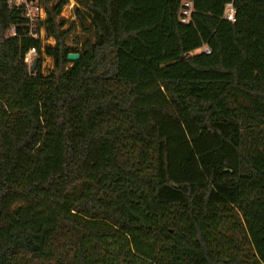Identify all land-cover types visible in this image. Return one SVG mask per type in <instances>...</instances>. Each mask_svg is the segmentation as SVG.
<instances>
[{
  "label": "trees",
  "instance_id": "trees-1",
  "mask_svg": "<svg viewBox=\"0 0 264 264\" xmlns=\"http://www.w3.org/2000/svg\"><path fill=\"white\" fill-rule=\"evenodd\" d=\"M67 1L0 0V264H264V0Z\"/></svg>",
  "mask_w": 264,
  "mask_h": 264
},
{
  "label": "built area",
  "instance_id": "built-area-1",
  "mask_svg": "<svg viewBox=\"0 0 264 264\" xmlns=\"http://www.w3.org/2000/svg\"><path fill=\"white\" fill-rule=\"evenodd\" d=\"M8 5L16 9L20 8L22 11L21 16L23 17L24 21L18 24L10 23L6 28L4 36L16 34L18 26L25 27L24 33L28 35H33L35 37L41 36L42 33L40 34V31H42L43 27H40L39 31L34 30L35 21L37 19H43L45 17V10L41 0H8ZM192 9H193L192 0H183V5L179 13L180 21L189 22ZM224 16L228 19H232V20L234 19V7L232 2L226 3ZM30 49L34 50L33 47H31ZM201 49L205 50L206 52L210 51L207 45H202Z\"/></svg>",
  "mask_w": 264,
  "mask_h": 264
},
{
  "label": "rangeland",
  "instance_id": "rangeland-1",
  "mask_svg": "<svg viewBox=\"0 0 264 264\" xmlns=\"http://www.w3.org/2000/svg\"><path fill=\"white\" fill-rule=\"evenodd\" d=\"M74 6H75V0H68L62 7L59 15L62 16L63 18L66 19L65 24L63 25V27H68V25L71 24V22L73 20H76V15L74 14ZM77 22V20H76ZM42 33V34H41ZM41 36H39V38L42 41V44H46V43H54V38L51 35H46L44 28L42 29V31H40ZM89 34V32L85 31L82 26L77 22L75 27L72 28L68 35L66 40L72 44V45H76V43L74 42L75 38L79 37V38H83L85 36H87ZM199 49V48H198ZM197 50V49H196ZM40 56V69L43 73H47L49 71V69L52 67L53 65V61H52V57L50 55H47L45 53L42 54H37L35 52V50H28L26 53V57L25 60L27 62V65L30 66V64L33 61L34 57H37V62L35 65V70L38 66V60Z\"/></svg>",
  "mask_w": 264,
  "mask_h": 264
},
{
  "label": "water",
  "instance_id": "water-1",
  "mask_svg": "<svg viewBox=\"0 0 264 264\" xmlns=\"http://www.w3.org/2000/svg\"><path fill=\"white\" fill-rule=\"evenodd\" d=\"M67 57H68L69 59H76V58L79 57V53L76 52V51H69V52L67 53ZM36 62H37V57H34L32 63H31L30 66H29V71H30V72L34 71V69H35V65H36Z\"/></svg>",
  "mask_w": 264,
  "mask_h": 264
}]
</instances>
